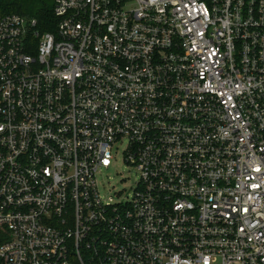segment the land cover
Here are the masks:
<instances>
[{
	"label": "built area",
	"instance_id": "1",
	"mask_svg": "<svg viewBox=\"0 0 264 264\" xmlns=\"http://www.w3.org/2000/svg\"><path fill=\"white\" fill-rule=\"evenodd\" d=\"M54 13L0 15V264H264V0Z\"/></svg>",
	"mask_w": 264,
	"mask_h": 264
},
{
	"label": "trees",
	"instance_id": "2",
	"mask_svg": "<svg viewBox=\"0 0 264 264\" xmlns=\"http://www.w3.org/2000/svg\"><path fill=\"white\" fill-rule=\"evenodd\" d=\"M18 14L36 19L42 33L55 32L58 20L54 13V0H0V15ZM5 239L0 234V245Z\"/></svg>",
	"mask_w": 264,
	"mask_h": 264
},
{
	"label": "rangeland",
	"instance_id": "3",
	"mask_svg": "<svg viewBox=\"0 0 264 264\" xmlns=\"http://www.w3.org/2000/svg\"><path fill=\"white\" fill-rule=\"evenodd\" d=\"M98 180L104 193H130L137 178L135 170L125 162L124 145L114 149L112 166L99 174Z\"/></svg>",
	"mask_w": 264,
	"mask_h": 264
}]
</instances>
